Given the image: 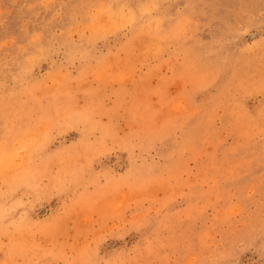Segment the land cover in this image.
<instances>
[{
	"label": "rangeland",
	"instance_id": "374dc122",
	"mask_svg": "<svg viewBox=\"0 0 264 264\" xmlns=\"http://www.w3.org/2000/svg\"><path fill=\"white\" fill-rule=\"evenodd\" d=\"M0 264H264V0H0Z\"/></svg>",
	"mask_w": 264,
	"mask_h": 264
}]
</instances>
